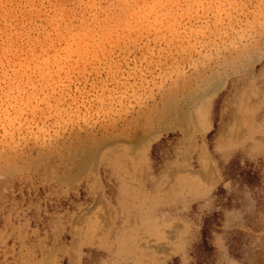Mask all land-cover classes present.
<instances>
[{"label":"rangeland","instance_id":"rangeland-1","mask_svg":"<svg viewBox=\"0 0 264 264\" xmlns=\"http://www.w3.org/2000/svg\"><path fill=\"white\" fill-rule=\"evenodd\" d=\"M116 237L264 264V0H0V264Z\"/></svg>","mask_w":264,"mask_h":264},{"label":"bare ground","instance_id":"bare-ground-1","mask_svg":"<svg viewBox=\"0 0 264 264\" xmlns=\"http://www.w3.org/2000/svg\"><path fill=\"white\" fill-rule=\"evenodd\" d=\"M210 81V80H209ZM208 81V82H209ZM176 109V108H175ZM149 128V127H148ZM255 130L256 131H258V130H260V126L259 125H257V126H255ZM137 134V133H136ZM183 184H184V186L186 187V181H183ZM123 194H125L126 192H127V190H126V188L124 187L123 189ZM122 203L121 204H119V207H118V212L120 211H122L123 210V208H127V205L124 203V201L122 200L121 201ZM111 245V246H110ZM110 247L111 248H116L117 249V251L115 252L116 253V257H117V261H118V263L119 264H123L122 262V257L124 256V255H128L130 252H131V250H130V248H131V245H130V242H128V241H124V239H118L117 237L116 238H114L112 241L110 240Z\"/></svg>","mask_w":264,"mask_h":264}]
</instances>
